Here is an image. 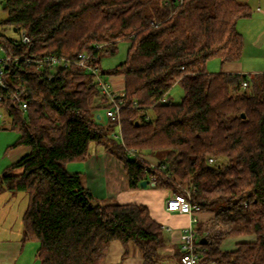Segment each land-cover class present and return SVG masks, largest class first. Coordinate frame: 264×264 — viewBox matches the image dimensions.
Masks as SVG:
<instances>
[{"label": "trees", "instance_id": "16d2710c", "mask_svg": "<svg viewBox=\"0 0 264 264\" xmlns=\"http://www.w3.org/2000/svg\"><path fill=\"white\" fill-rule=\"evenodd\" d=\"M0 3L7 12L3 24L18 33L10 37L0 32L10 55L75 57L89 52L104 76L121 75L125 84L122 91L114 88L123 100V139L118 142L113 135L118 122L105 113L104 125L96 115L111 102L94 74L75 63L52 72L23 60L5 69L10 91L26 87L27 107L22 109L4 91L0 109L6 115L0 128L16 130L20 136L13 145L25 144L31 151L0 173V193L27 194L23 237L37 242L41 264H106L115 240L125 254L136 243L143 264H155L158 248L170 241L169 231L146 204L100 201L79 172L68 171L66 164L85 160L93 143L105 145L122 160L131 188L141 187L144 179L150 180L148 186L174 191L184 185L194 188L195 213H212L206 228L196 227L202 264H264V72L207 69L214 58L222 64L241 59L244 35L237 23L250 14L246 3ZM124 39L130 41L127 58L103 70V56L116 53ZM177 83L184 94L173 102L170 92ZM165 95L169 102L161 100ZM145 155L156 156L158 163L152 165ZM247 235L254 239L223 247L225 238ZM202 237L208 242L200 243Z\"/></svg>", "mask_w": 264, "mask_h": 264}, {"label": "crops", "instance_id": "0c3cea01", "mask_svg": "<svg viewBox=\"0 0 264 264\" xmlns=\"http://www.w3.org/2000/svg\"><path fill=\"white\" fill-rule=\"evenodd\" d=\"M247 4L250 14L238 20L237 27L244 35V49L240 60L229 61L222 64L221 70L237 73H263L264 72V0H239ZM111 84L118 91L124 89V78L121 75H111ZM98 119L104 124L107 120L103 108L96 113ZM20 133L12 128H0V173L13 162L17 161L31 151V147L25 144L13 145ZM89 156L83 161H74L66 164L70 172H79L82 179L85 178L93 160L92 170L94 179L106 188L107 197L118 202L146 204L151 214L160 221L163 226H169L167 232L170 241L158 248L155 264H180V237L183 228L189 225L191 215L186 212L169 211L166 208L167 199L174 192L172 188L153 186H141L131 188L124 163L102 144H91ZM152 165H156L159 159L154 155H148ZM93 157V158H92ZM97 159V160H96ZM71 165H79L72 168ZM85 168V169H84ZM16 173L21 172L17 169ZM88 177V176H87ZM90 180V179H89ZM83 181H85L83 179ZM84 184L90 189V185ZM91 190V189H90ZM92 191V190H91ZM93 192V191H92ZM28 203L27 194L19 192L11 194L8 191L0 193V264H41L37 256V242L24 240L23 215ZM195 227L208 225L212 216L211 212L201 211L196 214ZM254 239V236L227 237L223 241L224 248H233L239 240ZM145 261L141 248L134 242L129 244V250L125 254L123 244L115 240L106 257V264H143Z\"/></svg>", "mask_w": 264, "mask_h": 264}, {"label": "built area", "instance_id": "2783aa9c", "mask_svg": "<svg viewBox=\"0 0 264 264\" xmlns=\"http://www.w3.org/2000/svg\"><path fill=\"white\" fill-rule=\"evenodd\" d=\"M30 39L27 35L23 36V41L28 42ZM7 50V52H6ZM2 51L4 54H2ZM10 50L6 48L0 38V104L3 99V92L10 91V86L5 79V69L10 63L23 60L26 64H34L37 68L48 67L53 72L55 68L67 67L71 63L78 64L83 67L86 71L94 74L96 82L98 83L101 93L109 99L111 105L105 109V113L111 120L120 121V111L122 107L123 100L119 97L118 93L111 82L105 79L102 74L101 69L94 63L90 61L91 53L82 52L75 57H67L63 55H57L53 53H46L39 57L31 56H14L10 55ZM52 74V73H51ZM25 91L26 87L23 85H17L10 91L12 98L21 105L22 109L27 107V102L25 101ZM163 102H169L170 99L165 95L161 99ZM6 115V110H0V124L3 122ZM119 124V123H118ZM122 136V133H120ZM132 154H135V150H129ZM213 158H210V162H213ZM194 188L192 186L184 185L182 191H174L171 196L167 199L166 208L169 211H179L186 212L191 215L190 223L188 226L182 229L180 237V264H202L200 260L199 253L197 252L196 245V235L197 229L195 223L197 221V216L194 210L199 209L198 204H194L192 201V193ZM167 230H171L168 226H163ZM206 233L209 230L205 231Z\"/></svg>", "mask_w": 264, "mask_h": 264}, {"label": "rangeland", "instance_id": "374dc122", "mask_svg": "<svg viewBox=\"0 0 264 264\" xmlns=\"http://www.w3.org/2000/svg\"><path fill=\"white\" fill-rule=\"evenodd\" d=\"M6 18H7V12L3 9V4L0 3V32L3 33V34H5V35H8L10 37H17L18 36V33L17 32L9 29L7 26H5L3 24V20H5ZM129 46H130V41L129 40L124 39V40L119 41V43H118V49H117L116 53H114V54H112V53L111 54H105L103 56V58L101 60V66H102L103 70H111L117 64H119L120 62L124 61L127 58ZM2 54H4L3 51H2ZM221 67H222V63H221V61H220L219 58H214V59H211V60H209L207 62V69L209 71L217 72V71H220L221 70ZM110 76L111 75H107L106 74L105 75V79H108L109 80V77ZM183 94H184V89H183L182 85L179 84V83H177L171 89V92H170L171 100L173 102H179V101L182 100ZM117 122L118 121H116V123ZM107 123H108V121H106L104 123V125H107ZM120 133H121V127H120L119 124H117L115 126L113 135L115 136L114 138L118 142H122V139H123L122 136L120 135ZM156 154L162 155V153L159 154L157 152H156ZM144 158H146V161L147 160L149 161V156L145 155ZM93 160H94V158L92 159V161L90 160V162H89L90 166H88L87 175L83 179L88 183V185H90L89 187L93 191L92 193H93L94 197H96V199H104V198H102V197H104V195H105V197H107L106 196L107 195L106 188L103 187L102 184H99L98 181H95L94 180V182H92L93 179H94V177L93 176H90V174L93 173V170H92V168H93L92 167ZM70 162H74V161H70ZM71 167L73 169L74 168H79V165H71ZM79 169H82L83 170V168H79ZM105 200L115 201V199H111V198H107V199L105 198ZM203 228H206V225L203 226ZM212 229L215 230L213 227H212ZM251 236H253V235H251ZM210 264H218V263H210Z\"/></svg>", "mask_w": 264, "mask_h": 264}, {"label": "water", "instance_id": "95a60500", "mask_svg": "<svg viewBox=\"0 0 264 264\" xmlns=\"http://www.w3.org/2000/svg\"><path fill=\"white\" fill-rule=\"evenodd\" d=\"M15 30H16V28H15ZM149 181H150V180H148V179H144V180H142V181H141V186H143V187L147 186L148 183H149ZM207 242H208V239H207L206 237H202V238L200 239V243H207Z\"/></svg>", "mask_w": 264, "mask_h": 264}]
</instances>
